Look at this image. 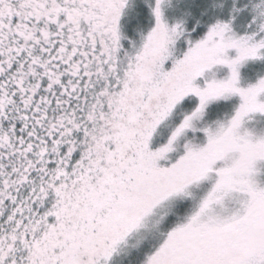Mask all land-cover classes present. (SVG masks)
<instances>
[{"label":"snow or ice","instance_id":"snow-or-ice-1","mask_svg":"<svg viewBox=\"0 0 264 264\" xmlns=\"http://www.w3.org/2000/svg\"><path fill=\"white\" fill-rule=\"evenodd\" d=\"M0 264H264V0H0Z\"/></svg>","mask_w":264,"mask_h":264}]
</instances>
